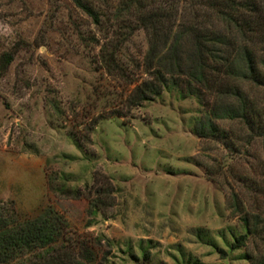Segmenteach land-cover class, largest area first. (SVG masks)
<instances>
[{
    "label": "rangeland",
    "instance_id": "1",
    "mask_svg": "<svg viewBox=\"0 0 264 264\" xmlns=\"http://www.w3.org/2000/svg\"><path fill=\"white\" fill-rule=\"evenodd\" d=\"M93 35L71 0H0V63L14 53L0 68V202L29 217L59 211L94 250L90 264H247L263 248L232 249L244 228L227 199L234 173L256 175L262 144L236 160L199 138V106L176 89L128 108L130 87L103 71ZM145 49L140 31L121 55L137 82Z\"/></svg>",
    "mask_w": 264,
    "mask_h": 264
},
{
    "label": "trees",
    "instance_id": "2",
    "mask_svg": "<svg viewBox=\"0 0 264 264\" xmlns=\"http://www.w3.org/2000/svg\"><path fill=\"white\" fill-rule=\"evenodd\" d=\"M71 2L99 33L98 38L90 36V42L98 46L103 71L130 87L119 96L128 108L176 89L183 99L193 98L199 106L194 126L199 138L222 144L236 160L249 157L256 142L262 144L256 175H232L241 186L230 187L227 205L244 228L234 237L232 249L253 239L263 250L257 255L245 253L244 258L247 264H264V0ZM140 31L146 49L134 66L146 78L137 82L121 55ZM13 58V52H3L0 68L6 70ZM68 135L82 147L74 132ZM60 191L79 197V190ZM96 209L93 204L91 213ZM72 234L78 237L66 217L51 206L29 217L13 201L0 202V264L92 263L94 250ZM187 264L206 263L189 258Z\"/></svg>",
    "mask_w": 264,
    "mask_h": 264
}]
</instances>
